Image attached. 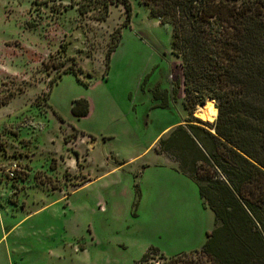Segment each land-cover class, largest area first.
Instances as JSON below:
<instances>
[{"label":"rangeland","instance_id":"1","mask_svg":"<svg viewBox=\"0 0 264 264\" xmlns=\"http://www.w3.org/2000/svg\"><path fill=\"white\" fill-rule=\"evenodd\" d=\"M130 2L127 22L123 5L104 17V0H0L7 264H137L150 248L198 251L215 227L197 183L156 147L188 120L215 124L216 102H206L212 122L197 117L206 104L187 111L171 26Z\"/></svg>","mask_w":264,"mask_h":264},{"label":"trees","instance_id":"2","mask_svg":"<svg viewBox=\"0 0 264 264\" xmlns=\"http://www.w3.org/2000/svg\"><path fill=\"white\" fill-rule=\"evenodd\" d=\"M143 3L172 28L187 111L194 115L214 100L218 116L211 126L188 120L156 147L158 154L174 153L177 170L197 183L212 210L215 227L206 244L169 258L150 248L137 264H264V0ZM111 4L123 5L130 20V0H104V17ZM114 51L106 55L107 69ZM210 103L197 113L207 122L216 116ZM73 114L88 116V102L78 101Z\"/></svg>","mask_w":264,"mask_h":264},{"label":"built area","instance_id":"3","mask_svg":"<svg viewBox=\"0 0 264 264\" xmlns=\"http://www.w3.org/2000/svg\"><path fill=\"white\" fill-rule=\"evenodd\" d=\"M17 169H18V166H14L12 167L11 169H9L7 171V174L12 177V178H15V175H16V172H17Z\"/></svg>","mask_w":264,"mask_h":264},{"label":"crops","instance_id":"4","mask_svg":"<svg viewBox=\"0 0 264 264\" xmlns=\"http://www.w3.org/2000/svg\"><path fill=\"white\" fill-rule=\"evenodd\" d=\"M0 264H7L5 260V253H0Z\"/></svg>","mask_w":264,"mask_h":264},{"label":"water","instance_id":"5","mask_svg":"<svg viewBox=\"0 0 264 264\" xmlns=\"http://www.w3.org/2000/svg\"><path fill=\"white\" fill-rule=\"evenodd\" d=\"M203 108V106L202 107H200V109H202Z\"/></svg>","mask_w":264,"mask_h":264},{"label":"bare ground","instance_id":"6","mask_svg":"<svg viewBox=\"0 0 264 264\" xmlns=\"http://www.w3.org/2000/svg\"><path fill=\"white\" fill-rule=\"evenodd\" d=\"M204 107V106H203Z\"/></svg>","mask_w":264,"mask_h":264}]
</instances>
